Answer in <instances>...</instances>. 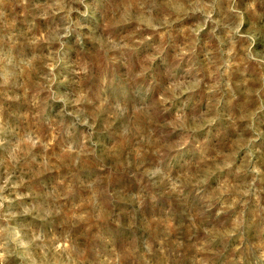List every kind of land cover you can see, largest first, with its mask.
Returning a JSON list of instances; mask_svg holds the SVG:
<instances>
[{"label":"rangeland","instance_id":"1","mask_svg":"<svg viewBox=\"0 0 264 264\" xmlns=\"http://www.w3.org/2000/svg\"><path fill=\"white\" fill-rule=\"evenodd\" d=\"M0 264H264V0H0Z\"/></svg>","mask_w":264,"mask_h":264}]
</instances>
